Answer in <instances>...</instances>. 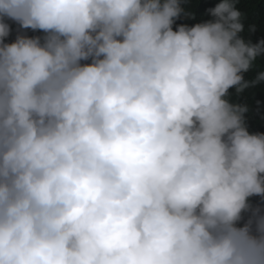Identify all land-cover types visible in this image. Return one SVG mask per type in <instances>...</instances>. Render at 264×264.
I'll list each match as a JSON object with an SVG mask.
<instances>
[{"label": "clouds", "instance_id": "1", "mask_svg": "<svg viewBox=\"0 0 264 264\" xmlns=\"http://www.w3.org/2000/svg\"><path fill=\"white\" fill-rule=\"evenodd\" d=\"M197 8L0 0V264H264V5Z\"/></svg>", "mask_w": 264, "mask_h": 264}, {"label": "trees", "instance_id": "2", "mask_svg": "<svg viewBox=\"0 0 264 264\" xmlns=\"http://www.w3.org/2000/svg\"><path fill=\"white\" fill-rule=\"evenodd\" d=\"M212 0H181V5L184 8V11L187 13H191L194 18H188L182 15L179 19H177L174 24L173 28L176 29L180 25H188L189 27L194 26L197 23H204L207 20V15L201 9L197 7H201L204 5L205 2H209ZM256 3H260L264 5V0H255ZM214 19L213 17L211 20ZM255 77H250L249 82L254 80ZM260 87V83L255 85L252 88L258 89ZM257 122H261V118L257 119Z\"/></svg>", "mask_w": 264, "mask_h": 264}]
</instances>
